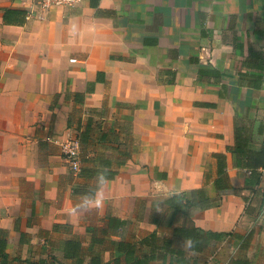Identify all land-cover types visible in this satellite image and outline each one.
<instances>
[{"label":"crops","instance_id":"1","mask_svg":"<svg viewBox=\"0 0 264 264\" xmlns=\"http://www.w3.org/2000/svg\"><path fill=\"white\" fill-rule=\"evenodd\" d=\"M239 135L263 150L264 0H0V264H264ZM75 137L115 178L71 170ZM221 158L240 192L186 208Z\"/></svg>","mask_w":264,"mask_h":264},{"label":"trees","instance_id":"2","mask_svg":"<svg viewBox=\"0 0 264 264\" xmlns=\"http://www.w3.org/2000/svg\"><path fill=\"white\" fill-rule=\"evenodd\" d=\"M234 153H235V160H236L237 165L242 168L248 169L251 173L248 185L252 187L256 185H260L262 182L263 173L259 171V169L264 170V148L260 152H255L251 150L248 144L240 139V135H239V137L237 138V145L234 149ZM224 159L221 158L219 160V176L217 180L215 181V185L219 192V197L217 199L212 200L208 198L207 196H205L204 191L202 189L193 191L192 198L190 199H185L184 195H177L178 199L181 202L185 200L186 208H196V209H201V210L208 209L218 204L221 194L233 193V192L238 194L240 192L239 189L233 187L232 184L230 183L229 176L227 174V171L225 170V160ZM98 172H103L106 176V180L113 179L117 175V171H114V170L98 171V170L93 169V167H82L79 172V175L83 178L89 179V178H93L95 174L97 175ZM97 189H98L97 186H92L89 190L87 188L75 189V193L78 190H80L86 195L94 196ZM179 208L180 206L176 207V209H179ZM195 231L197 230L184 229L183 234L193 239L194 238L193 233ZM230 234L231 233L208 232V236L212 237L215 240H221ZM200 236L201 235L198 234L199 243L202 242ZM4 246L5 245L3 246L1 245V247H4ZM4 257H7V255L4 254Z\"/></svg>","mask_w":264,"mask_h":264},{"label":"built area","instance_id":"3","mask_svg":"<svg viewBox=\"0 0 264 264\" xmlns=\"http://www.w3.org/2000/svg\"><path fill=\"white\" fill-rule=\"evenodd\" d=\"M84 0H39L41 6L44 9H50L52 7H75L81 4ZM61 151L69 163L71 170L75 173H79L81 170V141L78 137L69 138L61 144Z\"/></svg>","mask_w":264,"mask_h":264},{"label":"rangeland","instance_id":"4","mask_svg":"<svg viewBox=\"0 0 264 264\" xmlns=\"http://www.w3.org/2000/svg\"><path fill=\"white\" fill-rule=\"evenodd\" d=\"M245 215L252 218V231L257 233L259 241L264 240V192H259L250 204H247Z\"/></svg>","mask_w":264,"mask_h":264},{"label":"clouds","instance_id":"5","mask_svg":"<svg viewBox=\"0 0 264 264\" xmlns=\"http://www.w3.org/2000/svg\"><path fill=\"white\" fill-rule=\"evenodd\" d=\"M98 178H99V182L100 184H104L106 183V176L103 172H98ZM101 189L98 188L97 190V193H96V197L94 200H89V199H85L84 200V203L83 205H76L75 208L73 209V213H76V212H80V211H83V212H86V211H89L91 210L88 205L89 204H94L95 205V208H100L103 206V199L101 198ZM193 241L191 239H188L185 241V246L187 247H191L193 245Z\"/></svg>","mask_w":264,"mask_h":264}]
</instances>
